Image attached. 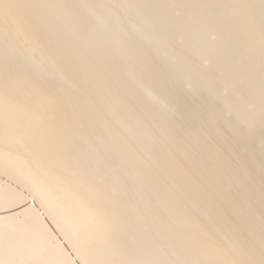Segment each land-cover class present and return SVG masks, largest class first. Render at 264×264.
<instances>
[{
    "label": "bare ground",
    "instance_id": "1",
    "mask_svg": "<svg viewBox=\"0 0 264 264\" xmlns=\"http://www.w3.org/2000/svg\"><path fill=\"white\" fill-rule=\"evenodd\" d=\"M264 0H0V261L262 264Z\"/></svg>",
    "mask_w": 264,
    "mask_h": 264
},
{
    "label": "snow or ice",
    "instance_id": "2",
    "mask_svg": "<svg viewBox=\"0 0 264 264\" xmlns=\"http://www.w3.org/2000/svg\"><path fill=\"white\" fill-rule=\"evenodd\" d=\"M262 134H264V128H262ZM0 264H3V262L2 261H0ZM262 264H264V261H262Z\"/></svg>",
    "mask_w": 264,
    "mask_h": 264
}]
</instances>
